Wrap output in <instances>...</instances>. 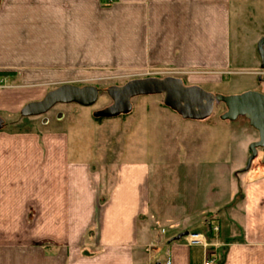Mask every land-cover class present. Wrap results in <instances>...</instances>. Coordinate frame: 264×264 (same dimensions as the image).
Listing matches in <instances>:
<instances>
[{
	"label": "crops",
	"instance_id": "crops-1",
	"mask_svg": "<svg viewBox=\"0 0 264 264\" xmlns=\"http://www.w3.org/2000/svg\"><path fill=\"white\" fill-rule=\"evenodd\" d=\"M231 3L0 0L4 126L2 114L40 100L41 82L72 66L172 69L203 88L226 80L239 58L233 44L243 41ZM248 42L256 82L239 94L264 86L257 45ZM178 115L176 153L155 155L158 127L138 122L129 148L116 141L101 167L78 154L84 142L61 121L19 132L3 126L0 264H201L202 247L179 237L190 231L218 244L221 264H264V147L249 161L259 131L246 115Z\"/></svg>",
	"mask_w": 264,
	"mask_h": 264
},
{
	"label": "rangeland",
	"instance_id": "rangeland-1",
	"mask_svg": "<svg viewBox=\"0 0 264 264\" xmlns=\"http://www.w3.org/2000/svg\"><path fill=\"white\" fill-rule=\"evenodd\" d=\"M231 2L235 40L243 41L241 44H233L234 54H239L238 63H236V69H234L236 71L225 74L226 80H222V82L204 86L205 90L210 89V91H214L212 93L215 95H237L239 94L238 92L256 82L255 74L250 73L252 72L251 64L249 63V60H252L250 59L252 57V44L246 43L251 40L257 45L259 39L264 36V0H231ZM262 70L259 67L255 72L256 74L262 72V79L264 80V71ZM181 75L180 72L172 69H131L128 67L116 69L101 68V66L94 65L72 66L68 72L59 70L56 78L52 79L51 82L42 81L41 83L45 87L44 93L46 94L64 83L79 86L94 85L99 89V97L95 104L83 106L78 103H58L49 112L38 116H23L20 110L13 114L4 113L2 114L6 121L4 127L10 132H19L48 126L51 121H61L65 128L69 127L75 138L77 137L84 142V144H81L84 148L80 146L81 149H79L78 154H89L91 164L95 167H101L103 162L110 163L106 157L113 158L116 141L121 140L123 147L129 148L132 134L136 131V123L151 121L158 127L157 130L154 129L153 150L156 153L155 155L160 156L161 151L165 153L166 150L171 154L176 153V131L178 129V121H181V118L175 110L165 105L163 94L136 95L131 98V111L128 113L122 112L114 117L96 116V113L110 107L114 103L113 98L109 94L111 87L124 86L130 81L138 79L181 78ZM182 80L185 85H199L201 83L200 80L195 79ZM259 88L256 91H261L264 86L260 85ZM226 111L227 106L224 102L216 103L212 115L206 121L217 122L221 120V115ZM238 120L241 122L242 117ZM46 121L48 123H45ZM158 132L162 137L156 135Z\"/></svg>",
	"mask_w": 264,
	"mask_h": 264
},
{
	"label": "water",
	"instance_id": "water-1",
	"mask_svg": "<svg viewBox=\"0 0 264 264\" xmlns=\"http://www.w3.org/2000/svg\"><path fill=\"white\" fill-rule=\"evenodd\" d=\"M257 49L261 57V68L264 69V36ZM160 93L164 95V103L178 114L188 119L203 120L212 115L216 103L224 102L227 111L221 115L223 120H235L246 115L250 124L259 131V140L250 145L252 152L249 161L257 154L258 147H264V92L248 90L237 95H215L199 85H185L181 78H145L130 81L124 86L111 87L109 94L114 103L96 113V116L114 117L128 113L132 109L131 98L140 94ZM99 97V89L94 85L79 86L64 83L48 91L37 101L27 103L21 110L23 116H38L49 112L58 103H78L91 106ZM4 126L0 118V129ZM180 234L179 237L187 235Z\"/></svg>",
	"mask_w": 264,
	"mask_h": 264
},
{
	"label": "built area",
	"instance_id": "built-area-1",
	"mask_svg": "<svg viewBox=\"0 0 264 264\" xmlns=\"http://www.w3.org/2000/svg\"><path fill=\"white\" fill-rule=\"evenodd\" d=\"M218 227H213L214 231H218ZM184 241L190 246H199L203 249V260L201 264H221V258L216 250V243H212L208 237L197 231H190L184 236Z\"/></svg>",
	"mask_w": 264,
	"mask_h": 264
}]
</instances>
